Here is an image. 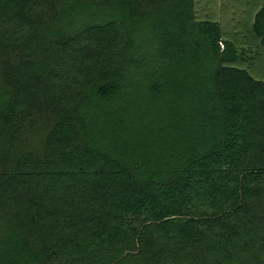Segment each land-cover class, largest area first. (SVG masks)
Wrapping results in <instances>:
<instances>
[{"label": "trees", "instance_id": "1", "mask_svg": "<svg viewBox=\"0 0 264 264\" xmlns=\"http://www.w3.org/2000/svg\"><path fill=\"white\" fill-rule=\"evenodd\" d=\"M251 12L247 69L196 0H0V264H264Z\"/></svg>", "mask_w": 264, "mask_h": 264}, {"label": "rangeland", "instance_id": "2", "mask_svg": "<svg viewBox=\"0 0 264 264\" xmlns=\"http://www.w3.org/2000/svg\"><path fill=\"white\" fill-rule=\"evenodd\" d=\"M262 1L263 0H196L197 16L200 19L209 17L218 20L223 30H225V32L227 31L225 35L226 38L232 39L237 47L243 50L246 57H256L255 60H250L242 65L247 69H250L252 62L255 64L259 52L253 47L251 39L247 38V34L242 36L238 33L240 32V28L245 30L248 25L247 23L250 22L248 15H251V11L254 10L256 4L258 3L260 6ZM223 47L222 45V48ZM263 65L264 64H260L259 67L263 68Z\"/></svg>", "mask_w": 264, "mask_h": 264}]
</instances>
